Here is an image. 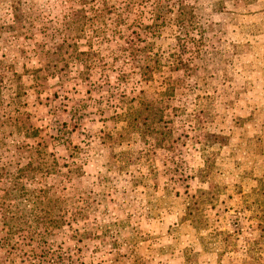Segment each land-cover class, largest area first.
Returning a JSON list of instances; mask_svg holds the SVG:
<instances>
[{
	"label": "rangeland",
	"instance_id": "rangeland-1",
	"mask_svg": "<svg viewBox=\"0 0 264 264\" xmlns=\"http://www.w3.org/2000/svg\"><path fill=\"white\" fill-rule=\"evenodd\" d=\"M103 1L115 3L0 0V165L24 166L14 148L40 141L41 169L54 166L21 181L50 186L47 218L65 222L44 244L74 264H264V0H180L195 28L176 39L170 9L150 42L151 81L119 78L129 72L121 41L102 40L105 21L90 12ZM78 10L87 18L75 24ZM89 49L97 62L84 85L85 69L60 59ZM165 82L169 99L157 96ZM130 99L160 100L162 117ZM131 107L140 116L127 128ZM15 196L6 217L22 212L21 228L34 226L30 198Z\"/></svg>",
	"mask_w": 264,
	"mask_h": 264
},
{
	"label": "trees",
	"instance_id": "trees-1",
	"mask_svg": "<svg viewBox=\"0 0 264 264\" xmlns=\"http://www.w3.org/2000/svg\"><path fill=\"white\" fill-rule=\"evenodd\" d=\"M79 2H84L86 0H78ZM102 1V0H101ZM114 5L107 7L105 1L102 2L101 8L91 9L93 18L101 17L104 19L102 28L108 31L109 36L102 37L105 42L118 40L121 41V45L118 50L121 53L120 61L125 67H128V73H120L119 78H125L130 75L136 76L138 81H151L154 76L159 62L156 56L148 53L150 48V42L152 37L161 29L166 22V15L170 13L172 7H176L173 24L175 31L177 33L176 39H179L180 35H186L187 31L194 29L195 23L193 21L192 9L188 5H182L180 0H114ZM78 14L75 24L86 19L84 17V12L78 10ZM146 14V20L149 22L148 25H141L139 23L140 18ZM91 21V20H90ZM72 23V22H69ZM68 23V24H69ZM68 24L64 25L63 29L68 30ZM136 24V25H135ZM52 53L44 52L43 55L49 56ZM95 52L92 50L86 51H74L73 54H68L64 59H60L64 62V68H67V61H70L72 65L76 63L81 66L84 71H78L76 73L77 78L80 83L86 85L87 71L94 68V64L97 62L95 59ZM55 55V54H54ZM94 58V59H92ZM174 60V59H173ZM174 60L172 68L173 70H182L183 63ZM55 67V64L52 65ZM57 72H63L62 68H58ZM52 76V75H51ZM136 81V82H138ZM169 94H171V89L165 82V87L161 95L164 99H169ZM131 102L136 101L139 104V108L144 105V110L147 111L148 116L159 113L163 115V111L156 108V105L160 102L145 101L144 99L134 100L130 99ZM121 115V119L124 122L125 127L130 128L135 126L137 118L140 116L139 109H131L124 111ZM120 117V116H119ZM152 117V116H151ZM119 119V118H116ZM144 126L145 123H144ZM153 129H145V132L151 133ZM37 129H25L23 131V138L29 139L36 138ZM35 146L23 143L22 146H16L14 152L19 153L20 151H26L28 155L29 162H27L22 167H16L13 172H8L6 166L0 165V181L5 180L7 187L2 191V196L0 200V211H1V225L2 230L0 232L3 234L0 236V264L11 263V257L18 258L22 264H74L71 259L70 250L66 249L63 251L60 247L56 249H50L49 246L46 247L44 240L46 237H51L55 233L50 229V225L55 226L61 220L65 223L62 218L59 220L52 221L47 218L48 205L50 204L47 198V192L50 186H45L43 188L34 189L32 191L26 190L24 185L21 183L24 179H29L31 175L37 171L41 172V175L50 173L49 170L54 169L52 166L48 169H41L40 161L43 159L44 153L39 151L36 146H40V141H32ZM14 153V156H19ZM34 153V156L31 155ZM56 172V170L54 169ZM67 173L70 171H66ZM8 182V183H7ZM16 194L17 198H30V209L27 211L29 220L34 224L30 227L25 226L26 229L21 228L19 224L21 221L23 223L28 222L27 219L23 218L22 212L19 216L10 215L6 217L7 211L13 208L10 203H7L13 195ZM15 196V197H16ZM16 198V199H17ZM17 213H19L17 211ZM78 213L75 211L71 212L70 215L73 217ZM16 222V223H15ZM53 227V226H51ZM78 235V231H73L71 235L75 238ZM81 239V235L77 237V240ZM9 256V257H8Z\"/></svg>",
	"mask_w": 264,
	"mask_h": 264
}]
</instances>
